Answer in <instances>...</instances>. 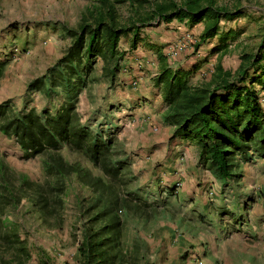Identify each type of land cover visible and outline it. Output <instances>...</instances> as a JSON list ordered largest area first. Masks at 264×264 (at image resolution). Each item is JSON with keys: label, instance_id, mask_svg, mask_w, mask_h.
<instances>
[{"label": "rangeland", "instance_id": "374dc122", "mask_svg": "<svg viewBox=\"0 0 264 264\" xmlns=\"http://www.w3.org/2000/svg\"><path fill=\"white\" fill-rule=\"evenodd\" d=\"M92 1L0 0V62L4 63L0 103L9 101L15 111L25 108L49 115L59 108L60 99L49 101L36 92L27 95L26 86L62 55L68 39L62 36L61 27L75 28L81 12ZM216 1L226 7L234 2ZM241 5L248 8L251 18L230 24L243 32L227 41V50L220 58L208 55L215 39L196 52L193 47L174 50L186 34L195 43L202 24L189 30L175 21L158 24L151 20L138 32L141 42L134 50L130 36L120 40L118 49L124 53L121 65L127 62V68L122 67L115 80L107 81L100 76L101 62L97 61L95 82L78 96V123L110 142L109 153L125 163L122 173L130 182L129 191L157 203V219L144 234L148 240L153 238L148 243L147 258L154 264H195L192 259L197 258L203 259V264H264V161L243 165L236 172L237 180L222 185L196 166L197 149L192 144L172 139L171 128L152 120L142 106L157 95L153 84L157 63L149 44L159 47L172 69L189 71L188 84L192 86L207 81L210 64L215 61L220 60L225 69L236 68L241 52H250L259 42L264 20V0H243ZM60 155L70 163L77 159L66 149ZM40 160H21L14 143L0 134V195L3 176L14 183L22 176L42 182ZM82 164L93 176L101 175L88 162L82 160ZM117 189L122 190L119 184ZM167 189H173V194L168 195ZM90 198L89 190L71 176L62 195L61 224L57 228L43 225L25 198L13 208L3 210L0 204V236L3 225L12 226L27 252L26 258L19 257L15 250L6 249L0 238V264H76V248L87 220L81 211ZM125 227L127 236H132L131 222ZM261 227L260 234L257 228ZM166 243L168 258L161 251Z\"/></svg>", "mask_w": 264, "mask_h": 264}, {"label": "trees", "instance_id": "16d2710c", "mask_svg": "<svg viewBox=\"0 0 264 264\" xmlns=\"http://www.w3.org/2000/svg\"><path fill=\"white\" fill-rule=\"evenodd\" d=\"M240 1L228 10L216 0H94L81 12L75 28L62 26L61 34L68 39L62 55L26 86L27 95L36 92L49 101L60 99L59 108L49 115L25 108L15 111L9 101L0 103V134L14 143L21 160L40 157L43 173L39 183L23 176L14 183L3 176V210L25 198L43 225L57 228L61 224L62 195L74 176L91 193L81 211L87 220L76 248V264H154L147 258L143 234L157 219V203L129 191L130 182L122 173L125 163L109 153L110 142L78 123L77 99L95 82L97 61L101 62L100 76L107 81L115 80L118 72L127 68V62L121 65L124 53L118 44L130 36L134 50L141 42L138 32L151 20L158 24L175 21L188 28L203 23L192 46L195 52L218 34L219 45L211 53L223 52L227 38H235L238 32L223 33L219 24L243 16ZM257 47L256 53L240 55L234 72L223 71L216 64L207 81L196 86L188 84L189 71L172 69L159 47H148L157 63L153 84L165 108L163 125L171 128L172 139L189 142L197 149L196 166L222 185L239 178V165L264 161V105L260 103V91H264V39ZM3 66L0 62V77ZM62 149L77 159L65 161L60 155ZM82 160L101 175L93 176ZM117 184L122 188L120 192ZM173 191L167 189L166 193L172 195ZM129 221L130 237L125 227ZM3 227L0 238L6 249L26 258L16 230L10 225Z\"/></svg>", "mask_w": 264, "mask_h": 264}, {"label": "crops", "instance_id": "0c3cea01", "mask_svg": "<svg viewBox=\"0 0 264 264\" xmlns=\"http://www.w3.org/2000/svg\"><path fill=\"white\" fill-rule=\"evenodd\" d=\"M241 1H243V0H241ZM241 1H240V4H241ZM252 1V0H251ZM245 2H247V1H245ZM234 4H236V0H234V2L232 3V5H230L229 7H226V6H223V7H225V8H227L228 10H232V8H233V5ZM242 6V5H241ZM243 7V6H242ZM243 10H245L244 11V14H243V16H241V17H239L237 20H234V21H231V22H226V21H220V24H219V29H220V31L221 32H227V31H233V32H238L237 34H236V36H235V38H237L238 36H239V34H241L242 32H243V30L242 29H239V28H237V27H235V26H231L230 24H233V23H236L238 20H240V19H249V18H251V16H250V11L248 10V8H245V7H243ZM183 25H184V23H182ZM200 24H202V28L200 29V31L198 32L199 34L201 33V31H202V29H203V23H199V24H197V25H200ZM197 25H195V26H197ZM195 26H193V27H195ZM192 27V28H193ZM192 28H189V30H192ZM264 20H263V22H262V24L260 25V27H259V29H260V40H259V42L256 44V47L253 49V50H251L250 51V53H256L257 52V50H258V45L260 44V42L264 39ZM261 31H262V33H261ZM199 34H198V36H199ZM218 36H219V34L216 36V37H214L213 39H211V40H209V41H207V43L206 44H211V41L212 40H214L215 39V45L213 46V47H211V49L210 50H208L209 52H208V55H210V56H212V55H215V56H218V58H220V56L221 55H223L225 52H226V50H227V41L229 40H234L235 38H231V37H228L227 38V40L225 41V49L223 50V52H221V53H217V54H213V53H211V50L214 48V47H216L217 45H219V43H218ZM205 45V44H204ZM203 46V45H202ZM243 53H248V52H245V51H242L241 52V54H243ZM240 54V55H241ZM261 54H263L264 55V50L261 52ZM240 55L238 56V57H240ZM220 61V60H219ZM219 61H215L213 64H210V66H211V69L209 70V74H210V72L213 70V67L216 65V64H218L220 67H221V69L223 70V71H230V72H234L236 69H237V67H238V65H239V63H240V59L238 60V65L236 66V68L235 69H233V70H229V69H225V68H223L222 67V65L220 64V62ZM203 63H206V62H203ZM156 92H157V95H156V97H154V99H153V101L151 100V102L150 101H148L147 103H143L142 104V106H146L145 107V111L147 112V113H149V114H151L152 116H151V119L153 120V119H155V121H157L158 120V122H159V124L160 125H162V126H165V125H163V123H162V119H161V115H162V113H163V111H164V106L162 105V101H161V94H160V92H159V90L156 88ZM261 93H260V97H263L264 96V91H260ZM262 105H264V104H262ZM264 107V106H263ZM165 127H167V126H165ZM169 128V127H168ZM151 129H155V127H151ZM254 161H257V160H254ZM263 162V161H262ZM243 165H246V164H241V165H239V168L237 169V173H238V171H240V170H242L243 169ZM258 230H259V232H260V234H261V231L263 230V227H261V228H257ZM171 229L168 227V232H171L170 231ZM154 235V234H153ZM143 239H144V241L146 242V244H147V246H149V242H153L152 240H153V238L151 239V240H148L150 237L149 236H145L144 234H143ZM153 237H155V236H153ZM154 245H156V243H153ZM167 248H168V243H166V245H165V247H163V248H161V251H162V253L166 256V250H167ZM232 252H235L236 254H237V251H233L232 250ZM202 253H203V250H202ZM218 253V252H217ZM203 255V254H202ZM164 258H168L167 256L166 257H164ZM199 260H201L202 261V263H203V259H201V258H198Z\"/></svg>", "mask_w": 264, "mask_h": 264}, {"label": "built area", "instance_id": "2783aa9c", "mask_svg": "<svg viewBox=\"0 0 264 264\" xmlns=\"http://www.w3.org/2000/svg\"><path fill=\"white\" fill-rule=\"evenodd\" d=\"M194 45V40L192 39V37H190L188 34H186L183 38L182 41H179L178 43H176L174 45V50L175 51H184L186 50L188 47H192ZM260 103L264 104V96L260 97ZM155 130V129H152Z\"/></svg>", "mask_w": 264, "mask_h": 264}, {"label": "clouds", "instance_id": "9594fccd", "mask_svg": "<svg viewBox=\"0 0 264 264\" xmlns=\"http://www.w3.org/2000/svg\"><path fill=\"white\" fill-rule=\"evenodd\" d=\"M194 260L195 264H203L201 260H199L198 258L197 259H192Z\"/></svg>", "mask_w": 264, "mask_h": 264}]
</instances>
